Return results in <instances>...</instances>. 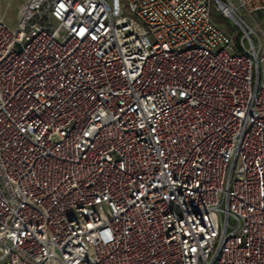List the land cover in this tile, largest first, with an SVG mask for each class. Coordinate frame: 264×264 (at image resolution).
Wrapping results in <instances>:
<instances>
[{
  "label": "built area",
  "instance_id": "2783aa9c",
  "mask_svg": "<svg viewBox=\"0 0 264 264\" xmlns=\"http://www.w3.org/2000/svg\"><path fill=\"white\" fill-rule=\"evenodd\" d=\"M239 9L264 0L0 18V264H264V47Z\"/></svg>",
  "mask_w": 264,
  "mask_h": 264
},
{
  "label": "rangeland",
  "instance_id": "374dc122",
  "mask_svg": "<svg viewBox=\"0 0 264 264\" xmlns=\"http://www.w3.org/2000/svg\"><path fill=\"white\" fill-rule=\"evenodd\" d=\"M24 0H0V18H2L4 24L10 28L14 29L17 23V14L18 7ZM213 9V15L215 19V23H217L222 29L229 32L232 35L235 43L237 42L238 36L240 37L243 33L241 32V28L236 26L233 21L227 19L223 16L221 12H218L214 9L215 4H210ZM237 14L241 19L244 20L246 24V30L248 28L252 30V32L256 35L252 34V43L256 45L258 40L262 42V46L264 47V13L250 15L247 14L244 10H237ZM248 27V28H247Z\"/></svg>",
  "mask_w": 264,
  "mask_h": 264
},
{
  "label": "trees",
  "instance_id": "16d2710c",
  "mask_svg": "<svg viewBox=\"0 0 264 264\" xmlns=\"http://www.w3.org/2000/svg\"><path fill=\"white\" fill-rule=\"evenodd\" d=\"M211 17H212V19L215 21V19H214V15H213V9H212V11H211Z\"/></svg>",
  "mask_w": 264,
  "mask_h": 264
},
{
  "label": "water",
  "instance_id": "95a60500",
  "mask_svg": "<svg viewBox=\"0 0 264 264\" xmlns=\"http://www.w3.org/2000/svg\"><path fill=\"white\" fill-rule=\"evenodd\" d=\"M230 18H231L233 21H235L234 18H232V17H230ZM238 27L241 28V29H243L242 26H240L239 24H238Z\"/></svg>",
  "mask_w": 264,
  "mask_h": 264
}]
</instances>
